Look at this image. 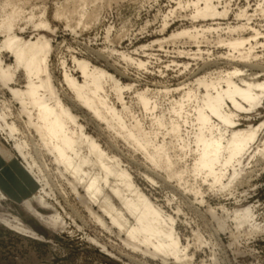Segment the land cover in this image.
I'll use <instances>...</instances> for the list:
<instances>
[{"label": "rangeland", "instance_id": "rangeland-1", "mask_svg": "<svg viewBox=\"0 0 264 264\" xmlns=\"http://www.w3.org/2000/svg\"><path fill=\"white\" fill-rule=\"evenodd\" d=\"M6 1L0 0V20L8 10V6L4 8ZM26 1L29 2L15 0L22 10L13 31L25 38L35 34L36 28L26 21L32 14L34 21L42 19L49 24L50 30L39 31L51 40L50 72L59 97L66 105H70L71 93L63 81V72L82 81L73 58L85 60L90 67L107 72L124 86L129 85L131 89L124 91L123 99L135 116L144 119L147 130L151 128V117L136 105L135 92L146 91L149 97L158 100L159 108L166 112L171 97L177 99L181 93L172 91L165 95L163 90L191 86L197 76L214 78L219 72L225 75L236 67L244 73H253L259 79H264V0H214L217 9L226 10V13L198 19L191 18L193 8L187 6L190 0H107L108 3L106 0H91L93 3H87L84 10L91 12L95 8V19L84 16L88 18L86 22L83 17L84 22L78 21L79 16L65 14L68 17L65 20L64 16L59 19L55 15L57 7L62 8L63 3L67 10L70 7L73 9L75 0H65L68 3L63 0ZM243 11L249 17L242 16ZM207 25L215 27V31L211 29L206 32L197 44L185 37L169 39L170 35L182 30ZM242 25L254 28L261 34L251 39L252 56L248 65H230L226 63L228 60L225 57L232 54L233 50L225 42L219 45L217 41L236 38L238 32L230 33L228 27L234 29ZM247 33L249 36L251 30L248 29ZM198 48L201 53H197ZM1 56L6 63L13 62L9 53L2 52ZM138 60L145 65L139 66ZM23 85L21 75H17L15 83L11 84L16 88ZM193 87L196 88V85ZM0 89V100H6L10 105L8 114L11 118L8 121L16 123V137L28 141V150L37 164L34 174L30 173L27 168L30 158L24 160L15 149L14 141L3 138V134L0 136L3 149L21 164L24 183L30 189L26 198L20 201H12L5 194H0V264H165L131 250L123 243V234L117 237V229L101 228L94 221H89L91 219L87 220L88 214L71 192L69 180L75 182V178L68 176L63 166L57 167L45 151H35L29 144L36 142L37 137L26 128V117L20 112V106L10 92L2 88L1 84ZM200 90L203 93V89ZM116 107L121 109L119 103ZM238 119V128H245L248 124L257 127L263 123V126L254 145L241 158L242 173L238 181L227 190L212 191L190 173L170 177L141 154L134 153L122 141L117 143V149L112 150L136 186L165 214L173 217L175 230L182 245L187 247L189 264H264V232L247 237V227L235 230L231 218H227L221 209L224 206L231 212L235 208L251 206L256 220L264 222V154L253 156L255 147L264 142V104L256 114L241 112ZM82 121L86 122L87 131L95 134L94 123ZM158 132L160 141L169 140L164 128ZM187 132L191 136L192 128L187 127ZM103 137L100 143L106 148L107 142ZM169 151L170 155L174 154L173 150ZM193 157V151L188 150L178 166L190 164ZM72 210L85 215L83 219L85 223L88 222V226L75 218L71 214ZM67 212L70 216L65 215ZM57 214L66 221L64 229H59L53 221ZM220 219H225L222 229L218 225ZM233 231L245 232L241 235L235 233V238ZM194 234H197V238ZM88 236L104 245L107 251H101L98 246L87 241Z\"/></svg>", "mask_w": 264, "mask_h": 264}, {"label": "bare ground", "instance_id": "bare-ground-1", "mask_svg": "<svg viewBox=\"0 0 264 264\" xmlns=\"http://www.w3.org/2000/svg\"><path fill=\"white\" fill-rule=\"evenodd\" d=\"M92 1L75 0V6L73 9L70 7V10L63 3V7L60 6L62 8L57 7L55 15L59 19L65 14L70 17L79 16L78 21L85 22L89 17L95 19V8V11L90 8L93 10L91 12L84 10L87 3L89 5L90 2H95ZM4 4V8L8 6L9 11L0 20V84L19 104L20 112L26 117V128L37 137L36 142L29 144L35 151H45L57 167L63 166L66 174L75 178V182L69 180L71 192L88 214L87 220L91 219L89 221H94L101 228L117 229L116 236L119 238L123 234V243L143 256L147 255L165 264H189L187 247L182 245L173 217L165 214L136 186L130 173L121 166L112 150L117 149V143L122 141L134 153L141 154L170 177L190 173L207 184L212 191L227 190L238 181L242 173L241 158L257 140L263 126V123L257 127L248 124L245 128H238V118L241 112L256 114L264 104V79H259L253 73H244L236 67L225 75L219 72L214 78L195 76L191 86L185 84L187 86L182 87L181 84L184 83H181V87L163 90L165 95L172 91L181 93L177 99L171 97L166 112L159 108L158 100L149 97L146 91L135 92L133 95L136 94V105L151 117V128L147 130L144 119L135 116L123 99L124 91L131 87L122 85L101 69L90 67L85 60L73 58L82 81L63 72V81L71 93L70 105L63 103L50 72L51 40L39 31L50 30L49 24L42 19L34 21L32 14L26 21L33 24L36 33L28 38L20 36L13 28L22 9L16 5L15 0H7ZM187 6L193 8L192 19L222 16L226 13V10L217 9L214 0H190ZM245 11L241 15L249 17ZM84 16L88 18L85 19ZM64 18L66 20L68 17ZM199 27L182 30L170 35L169 39L185 37L197 44L199 39L205 37L206 32L211 29L215 31V27L208 25ZM228 28L230 33L239 34L228 41H217L219 45L225 42L233 50L232 54L225 57L228 60L226 63L246 65L252 56L251 39L261 33L246 25ZM248 29L251 30L249 36ZM246 45L250 47L245 48ZM2 52L9 53L13 62L6 63L1 56ZM197 53H201L199 48ZM137 64L145 65L141 60ZM17 75H21L24 82L21 88L11 86ZM195 85L196 88H192ZM200 89H203V93ZM118 103L121 109L116 107ZM0 107L3 110L0 109V136L3 134V138L13 140L15 149L24 160L30 158V163L25 162L28 171L34 174L37 164L28 150V141L17 138L16 123L8 121L11 118L8 114L9 102L0 100ZM82 120L94 123L95 134L87 131V124ZM187 127L192 128L191 136H188ZM163 128L169 137L168 141L159 140L158 131ZM101 136L106 139V148L100 143ZM191 144L193 145L190 146ZM255 148L253 156L264 154V142ZM169 149L173 150V155H170ZM188 150L194 153L192 162L178 166ZM221 209L227 218H231L235 230L247 227V237L264 232V222L256 220L251 206L235 208L231 212L224 206ZM67 213L65 215L70 216V211ZM71 214L88 226V222L85 223L83 219L85 215L82 216L77 210H72ZM53 221L59 229H64L66 221L62 216L57 214ZM218 225L221 229L224 228L225 219L218 220ZM237 231H233V236ZM194 236L197 238V234ZM86 239L101 251H107L95 239L89 236Z\"/></svg>", "mask_w": 264, "mask_h": 264}, {"label": "crops", "instance_id": "crops-1", "mask_svg": "<svg viewBox=\"0 0 264 264\" xmlns=\"http://www.w3.org/2000/svg\"><path fill=\"white\" fill-rule=\"evenodd\" d=\"M0 140V194L12 201L24 200L30 190L24 183L23 169L17 159L6 152Z\"/></svg>", "mask_w": 264, "mask_h": 264}]
</instances>
